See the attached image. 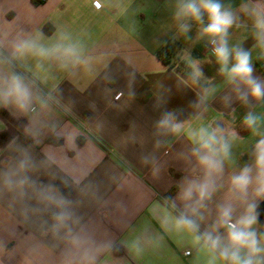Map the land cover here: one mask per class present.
Masks as SVG:
<instances>
[{
    "label": "clouds",
    "instance_id": "1",
    "mask_svg": "<svg viewBox=\"0 0 264 264\" xmlns=\"http://www.w3.org/2000/svg\"><path fill=\"white\" fill-rule=\"evenodd\" d=\"M85 2L97 15L110 4ZM166 2L175 29L172 40L203 41L221 79L207 77L202 62L183 50L181 59L189 72L182 82L197 97L187 119H182V109L165 107L171 89L160 86L154 103L160 115L153 125V150L142 153L139 162L158 178L163 166L155 153L169 147L168 138L174 137L184 141L177 159L185 172L175 184V196L153 200L150 220L133 228L119 246L80 211L85 200L107 203L99 183L89 179L103 153L94 148L91 130L74 123V103L65 101L55 85L42 87L49 77L40 73L51 68L69 77L96 75L86 42L66 28H58L51 37L40 30L10 35L0 29V110L9 114L16 128L0 147V264H128L116 255L121 246L134 260L143 261L169 252L168 240L189 250L191 264H264V225L259 222L264 202V113L256 111L264 106V78L254 74L252 55L259 50L257 60L264 62V0H240L238 5L223 0ZM249 25L255 41L251 49L240 40L230 43L234 30H248ZM218 96L225 109L234 102L248 109L241 127L253 139L249 160L243 164L234 149L244 137L222 118L206 117ZM91 108L95 111L96 105ZM7 130L0 121V133ZM81 138L85 149L79 147ZM57 181L77 198L61 191ZM112 182L117 191L124 186L119 177L113 176ZM152 221L158 230L152 229Z\"/></svg>",
    "mask_w": 264,
    "mask_h": 264
},
{
    "label": "crops",
    "instance_id": "2",
    "mask_svg": "<svg viewBox=\"0 0 264 264\" xmlns=\"http://www.w3.org/2000/svg\"><path fill=\"white\" fill-rule=\"evenodd\" d=\"M35 1L0 0V29L8 30L10 35L18 31L40 30L51 37L58 28H66L86 42L94 59L96 75L69 77L51 68L40 73L49 77L42 87L47 90L55 85L65 101L74 103L78 116L74 123L86 125V132L91 130L94 148L103 153L102 162L89 179L99 183L101 195L107 203L99 205L85 200L80 211L86 219L94 222L101 234L114 239L119 246V241L132 235L133 228L150 220L148 207L153 200L175 196V184L185 172L182 161L177 159L184 141L174 137L168 138L169 147L155 153L163 166L158 178H153L149 168L139 162L142 153L153 150V125L160 115V111L154 110V103L160 86L171 89L165 107L168 110L182 109L185 113L182 119H187L193 111L189 105L197 97L196 91L182 82L188 74L181 65L183 50H189L192 58L199 59L205 75L216 77L217 82L221 79L216 75L218 66L203 41L192 43L182 37L172 40L175 29L171 25V9L166 0H110L100 15L95 14L85 0ZM223 2L238 5L240 0ZM250 27L248 30H234L230 43L240 40L245 48L251 49L255 41L251 38ZM190 35L195 38V28ZM166 45L169 49L165 55L167 60H164L159 50ZM252 55L254 74L264 78V62L257 60L259 50L254 49ZM206 57L212 63H208ZM128 58L131 63L127 62ZM28 64L34 69L33 61L29 60ZM92 104L96 105L95 111ZM246 111L248 109L238 102H234L231 108H223L218 96L212 102V110L206 114L208 119L222 118L244 137V142L234 149L240 164L249 160L253 139L241 127ZM256 111L264 113V106L257 107ZM0 121L8 125V130L0 133V147H3L16 128L15 121L6 111L0 110ZM97 125L101 127L97 129ZM78 144L85 149L83 138ZM88 150H93V145H88ZM68 155L71 157L74 153ZM113 176L124 182L120 191L112 182ZM41 179L47 182V178ZM56 183L65 194L77 198L75 192L70 193L69 189L59 185V181ZM259 213V222L264 225V207L259 208ZM151 227L158 230L154 221ZM167 243L170 251L162 257L150 256L136 261L122 246L116 255L126 259L128 264H191L188 249L181 250L172 240ZM12 246L9 244L10 248Z\"/></svg>",
    "mask_w": 264,
    "mask_h": 264
},
{
    "label": "trees",
    "instance_id": "3",
    "mask_svg": "<svg viewBox=\"0 0 264 264\" xmlns=\"http://www.w3.org/2000/svg\"><path fill=\"white\" fill-rule=\"evenodd\" d=\"M33 1L36 3L35 0H33ZM168 49H169V45H166L165 47H162V48L159 50V55H160L164 60H167V57H166L165 55H166V53L168 52ZM181 63H182L181 65H183V66L185 67L186 72H189V71H188L189 69L186 68V67H187V64H186L184 61H182Z\"/></svg>",
    "mask_w": 264,
    "mask_h": 264
},
{
    "label": "water",
    "instance_id": "4",
    "mask_svg": "<svg viewBox=\"0 0 264 264\" xmlns=\"http://www.w3.org/2000/svg\"><path fill=\"white\" fill-rule=\"evenodd\" d=\"M264 207V203L262 204V206L260 208Z\"/></svg>",
    "mask_w": 264,
    "mask_h": 264
},
{
    "label": "built area",
    "instance_id": "5",
    "mask_svg": "<svg viewBox=\"0 0 264 264\" xmlns=\"http://www.w3.org/2000/svg\"><path fill=\"white\" fill-rule=\"evenodd\" d=\"M209 51H210V49H209ZM187 253H189V251H187Z\"/></svg>",
    "mask_w": 264,
    "mask_h": 264
}]
</instances>
